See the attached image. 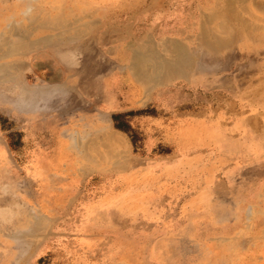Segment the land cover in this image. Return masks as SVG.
Wrapping results in <instances>:
<instances>
[{
    "label": "rangeland",
    "instance_id": "374dc122",
    "mask_svg": "<svg viewBox=\"0 0 264 264\" xmlns=\"http://www.w3.org/2000/svg\"><path fill=\"white\" fill-rule=\"evenodd\" d=\"M22 1L25 2V0H0V8L7 3L20 5ZM36 1H40L36 5L42 3L46 5L48 2V0H28L27 2ZM169 1L55 0L57 4L66 2L73 5L77 8L75 11L79 13L85 10L84 14H80L81 16L91 12V19L100 18L106 27L115 26L123 29L127 27L124 25L132 22L137 25L138 18L143 20L151 15V13H144L143 10L149 11L154 8V5H166ZM163 31L177 33L166 29L164 25L157 28L155 32L159 35ZM263 52V50L246 52L238 45L224 60L220 59L218 63L203 65L202 69L191 78H178L157 87L146 101L139 102L132 91H129L130 95L125 98L118 97L117 101L116 95L111 101L109 99L103 118L105 116L108 120L105 123H109L111 131L125 136V141L123 139L121 143L120 140V145L127 155L128 168L122 171L130 173L120 174L118 173L120 171L114 169L110 172L89 169L90 173H86L87 170L84 171L80 166L81 175L75 173L64 175L57 172L56 168H46V176H43L41 180L38 178L35 180L34 176L30 177L32 179L30 180L27 175L28 156L41 147H46L49 151L56 150L59 142L55 135L57 132L55 128L65 126L67 123L64 122L67 120L83 123V111L80 108V102L69 100L70 96L67 94L63 96L65 99L59 106L33 110L32 116L35 119L28 123L24 113H16L9 106L8 100L12 97L3 98V101H0V157L9 167L17 165L16 180L18 182L9 188H3L6 186L2 185L0 180V264H222L220 261H215L212 243L205 239L207 232L214 230L213 234L217 235V238L221 235H225L224 238L228 237L231 234V226H234L235 219L238 217L239 199L248 193H253L264 182V153H256V151L258 153L264 151L256 140L250 139L251 144H249L244 138L246 132L256 135L259 131L252 125L245 130L244 126L238 127L241 120L250 113V107L243 100L248 87L260 89V82H254L253 74L259 67L262 68L260 63L264 65ZM70 56L73 63L81 60L77 50L72 51ZM98 56L102 57L100 54ZM28 58L29 67L23 72L30 85L46 80L52 72V69L48 68L52 67V63L57 60L54 56L52 58L49 52H46L43 58L35 59V56L31 58L28 56ZM107 71L110 72L108 69ZM43 72H48V75L45 76ZM110 73L107 78L114 75ZM99 80H95L92 84V88L95 87L98 92L101 91V85L98 86ZM125 81L124 84H126ZM22 85L23 83L19 82L17 87L20 88ZM125 90H128V87H125ZM106 91L109 93L107 89ZM48 99L53 100L54 97H48ZM98 101L100 99L97 97L93 102ZM15 105L17 104L14 101L12 106L15 107ZM68 107L71 109L75 107L69 119L67 115L68 110L71 109ZM97 107H99L97 104L92 103L89 109ZM219 116L225 119V123H222L225 131L218 132L210 129L205 132L206 143L199 155L202 165L206 166L204 171L186 168L184 172V169L180 168L181 172L178 175L167 177L156 169V178L148 183L144 181V184L148 185L146 193L149 195L151 193V197L157 198L154 197L155 203H150L145 197L140 198L139 202L147 205L150 210H160L159 216L151 219L140 214L135 221L130 217V220L126 218L120 220V217H117L118 213L116 216L111 210L112 216L109 220L118 222L117 226L124 231L118 232L117 229L104 228V232L96 229L83 233L69 229L74 222L80 220L77 214L79 206L89 205L87 208L82 207L80 214L93 206L90 217L102 225L110 216L108 209L122 211L117 207H126L123 202L130 203L131 200L127 197L132 195L134 190H138L136 187H132L130 192L126 190V187L130 186L128 178L135 171L139 172L138 169L145 171L149 167V162L154 164L156 160L177 159L180 155L181 131L194 125L195 120L207 122ZM203 124L208 125V123ZM43 133L45 135L41 136ZM223 133H225L224 138ZM234 137L241 144L239 151L234 149ZM90 161L94 162L93 160L87 162L90 163ZM213 162H218L219 165L212 166ZM210 166L212 167L208 170ZM0 167L5 171L3 176L6 180L15 177L13 173L6 174L8 169L5 164ZM56 172L62 177L60 180L71 182V185L62 187L65 184L61 182L55 192L46 188L39 190L37 183H46L47 176ZM204 172L210 174L206 175L210 176L208 185L214 192L208 193L210 199L206 197ZM5 179L2 181L7 182ZM28 182H31L30 186ZM17 185L18 189L24 190L28 196L31 185H35L39 190L37 194L41 198L38 203L27 201L37 205L33 206L34 208L30 207L33 213L37 210L48 213L42 207L44 205H41L46 198L51 208L50 212L55 217H59V219L55 218L56 221L52 224L49 223L48 235L43 238L33 253L31 255L24 253L21 257L16 255L20 249L15 247L14 240L6 239L8 236L4 237L2 234L4 230L11 233L19 226L28 206L20 199L13 198L12 189ZM201 192L205 194L203 201L198 200ZM116 194L120 197L118 198ZM110 195L118 199L107 201ZM52 204L55 205V210ZM101 204L103 207H100ZM106 204L110 208H105ZM102 233L112 234L113 239L109 240ZM118 233L121 234L117 235ZM135 236L143 237L138 240L142 243L136 248V253L125 256L126 251L132 250L128 246L129 243H135ZM239 237L235 249L245 250L246 264H262L264 243L259 245L261 247L253 253L250 250L252 248L251 232ZM115 240L117 241L114 242Z\"/></svg>",
    "mask_w": 264,
    "mask_h": 264
},
{
    "label": "bare ground",
    "instance_id": "6f19581e",
    "mask_svg": "<svg viewBox=\"0 0 264 264\" xmlns=\"http://www.w3.org/2000/svg\"><path fill=\"white\" fill-rule=\"evenodd\" d=\"M27 1H22L20 5L7 3L0 8V101L11 96V100L7 99L9 106L16 113H24L28 123L35 119L32 116L33 110L59 106L60 102L65 99L63 96L67 94L70 96L69 100L78 101L83 107H89L88 103H92L98 96L105 99L108 94H111L109 96L111 101L114 95L129 96V91L137 94L144 92L146 101L149 98L148 95L152 94L157 87L178 78H191L202 69L203 65L218 63L220 59L224 60L238 45L246 52L264 51V0H170L166 5L158 3V6L154 5V8L149 11L143 10L144 13H151V15L143 20L138 18L137 25L134 24L135 22L124 25L127 26L126 29L115 26L106 27L100 18L91 19V12L81 16L80 14H84L85 10L79 13L75 11L77 8L66 2L57 4L55 0H48L46 5L43 3V5H36L40 1ZM162 25L177 33L163 31L157 35L155 31ZM74 50L79 52L80 62H71L70 54ZM41 51L44 52L37 53ZM46 52H49L52 58L53 56L57 58L52 63V67L48 68L52 69L50 80L30 85L23 72L29 67L28 56L30 58L35 56V59L43 58ZM260 65L262 68L259 67L253 74L255 75L254 82H260V89L248 87L243 100L250 107V113L241 120L238 127L244 126L245 130L246 127L252 125L257 128L259 133L255 135L246 132L244 138L249 144H251L250 139L256 140L264 151V65L262 63ZM107 69L114 74L110 78H107L111 74ZM43 73L45 76L48 75V72ZM102 73H104L103 76H99ZM98 79H100L98 86L103 85L101 91L108 89L109 93L107 91L101 93L98 89L95 90V87L92 88L93 82ZM124 80L127 85L124 84ZM19 82L23 83L20 88L17 87ZM125 87H128V90H125ZM48 97H54V99L49 100ZM14 101L17 104L15 107L12 106ZM106 104L105 101L104 105ZM68 109L71 108L68 107ZM68 111L67 119L72 116V110ZM105 111L103 109L104 113L95 111L91 114L85 112V123H72L67 120L64 122L67 123L65 126H57L55 135L59 143L56 150L49 151L46 147L38 148L36 144L38 150L27 158L29 179L32 180L30 177L34 176L35 180L37 178L41 180L43 176H46V168H56L57 172L64 175L72 173L81 175L80 166L84 171L87 170L86 173H90L89 169L101 172L115 170L120 171L118 172L120 174L130 173L122 171L128 168L127 155L120 145V140L121 143L123 139L125 141V136L111 131L109 123H105L108 121L105 116L103 119L100 118ZM224 121L225 119L221 116L217 119H209L207 122L195 120L194 125H190L180 133V155L177 159L156 160L154 164L149 162V167L145 171L138 169L139 172L135 171L128 178L130 186L126 187L127 192L132 187L138 190H134L133 194L127 197L131 200L130 203L123 202L126 207H117L122 211L113 210L106 204L105 208H110L108 209L110 216L102 225L90 217L93 206L82 214H80L82 207L87 208L89 205L79 206L77 214L80 220L74 222L69 229L83 233L96 229L104 232V228L117 229L118 232L124 231L117 226L118 222L109 220L112 216L111 210L116 216L118 213L117 217H120V220L130 217L135 221L140 214L151 219L159 216L160 210H150L147 205L139 202L140 198L145 197L150 203H155V198H157L156 196L151 197V193L150 195L146 193L148 185L144 183L156 178V169L167 177L178 175L181 172L180 168L184 169V172L186 168L204 171L206 166L202 165L199 155L206 143L205 132L210 129L218 132L225 131L222 125ZM203 123H208V125L205 126ZM242 134L244 135V132ZM44 135L45 133L41 134V136ZM222 137H225V133ZM233 140L236 143H234V149L239 151L240 142H237L235 137ZM256 153L264 152L256 151ZM89 160L94 162L88 163ZM2 164H5L8 169L6 174L15 175L14 178L6 180L3 176L5 171L0 167V180L2 185L6 186L3 188H9L18 182L16 180L18 167L17 165L9 167L0 157V165ZM214 165L217 166L219 163L213 162L212 166ZM212 166L207 169L210 170ZM57 172L49 174L46 183H37L39 190L46 188L55 192L61 182L65 184L62 187L71 185V182L60 180L62 177ZM204 174V185H206L205 188L207 187L204 191L206 197L210 199L208 193H214L208 185L210 176H206L210 174L206 172ZM3 179L7 182L2 181ZM30 184L31 182H28L29 186ZM159 187L160 184L157 188ZM17 189L18 185L12 189L13 198L20 199L28 206L19 226L11 233L4 230L2 234L4 237L8 236L6 239L14 240L15 247L20 249L16 255L21 257L24 253L30 255L33 253L43 238L48 235L50 224L59 217H55L50 212L51 208L46 198L43 199L41 205H44L42 207L48 213L41 210L33 213L30 207L34 208L33 206L37 205H32L27 201L38 203L41 198L37 194L39 190L35 185L29 188V196L21 188L18 191ZM116 196L120 197L117 194ZM116 196L110 195L106 200H116L118 199ZM204 199L205 194L201 192L198 200L203 201ZM239 202L238 217L235 219L234 226H231V234L226 238H224L225 235L217 238V235L213 234L214 230H211L205 237L212 243L215 261H220L222 264H246L245 250L235 249L238 245L236 242H239V235H247L251 232L252 248L250 250L253 253L261 247L259 245L264 243V182L253 193L241 197ZM52 205L55 210V205ZM100 207L103 205L101 204ZM120 229L122 230L119 231ZM215 233L218 232L215 231ZM102 235L109 240L113 239L112 234L102 233ZM142 238L141 236L134 237L136 244L129 243L128 247L132 250L126 251L125 256L136 253V248L142 243L138 240ZM220 244L222 245L219 246Z\"/></svg>",
    "mask_w": 264,
    "mask_h": 264
},
{
    "label": "crops",
    "instance_id": "0c3cea01",
    "mask_svg": "<svg viewBox=\"0 0 264 264\" xmlns=\"http://www.w3.org/2000/svg\"><path fill=\"white\" fill-rule=\"evenodd\" d=\"M46 80H50V76H47V78H46ZM102 86L103 85H101V89H102ZM129 86V85H128ZM108 90V89H107ZM104 91H106V90H103V91H101V93L102 92H104ZM120 90H118V92H119ZM129 93V95H130V92H128ZM132 93H133V96H137V98H138V100H139V102H141V101H144L145 100V93L144 92H141V93H134L133 91H132ZM108 94V93H107ZM147 94V93H146ZM109 96H111V94H108L107 95V99L105 98V99H103L102 97H99L98 96V98L100 99V101H98L97 103H94L93 101H92V103L93 104H97L99 107H97L96 109L95 108H91V109H89L90 108V106H91V104L92 103H88V104H90V106L88 107V106H85V107H83V106H81V104H80V108L82 109V113H83V116H82V118H83V123H85V112L86 113H89V114H91V113H95V111H98V112H100V113H104V112H102L103 111V109H105V105H104V103H105V101L107 102L108 100H109ZM128 96V95H127ZM149 96V98L151 97V94L150 95H148ZM116 97V101H117V98L118 97H120V98H125L126 96L125 95H123V94H121V95H116L115 96ZM101 101H103V103L101 104ZM104 105V106H103ZM107 105V104H106ZM109 105V104H108ZM83 107V108H82ZM73 109H75V107H73L71 110L72 111H75V110H73ZM78 110H79V108H78ZM105 110H107V109H105ZM103 115L104 114H102V116L100 117L101 119H103ZM72 123H79V121H76V120H73L72 121Z\"/></svg>",
    "mask_w": 264,
    "mask_h": 264
}]
</instances>
